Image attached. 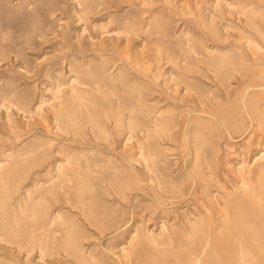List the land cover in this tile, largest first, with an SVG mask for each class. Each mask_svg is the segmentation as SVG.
<instances>
[{"label": "rangeland", "instance_id": "374dc122", "mask_svg": "<svg viewBox=\"0 0 264 264\" xmlns=\"http://www.w3.org/2000/svg\"><path fill=\"white\" fill-rule=\"evenodd\" d=\"M259 92L264 0H0V264H264Z\"/></svg>", "mask_w": 264, "mask_h": 264}, {"label": "bare ground", "instance_id": "6f19581e", "mask_svg": "<svg viewBox=\"0 0 264 264\" xmlns=\"http://www.w3.org/2000/svg\"><path fill=\"white\" fill-rule=\"evenodd\" d=\"M250 86H256V85L249 84L247 87ZM259 94H261V96L256 103H252V100H256L255 97L254 98L250 97L252 98L251 100H249L250 98H246L242 102L243 108L245 110L244 111L245 115H247L248 118L247 128H250V132L249 133L247 132L248 133L247 138H245V142H243L245 149L240 150L237 156L238 158H236L237 160L236 165L238 164L239 165L234 168L235 174L231 176V175H227L226 172L223 171L222 175L220 176L218 173L215 175V173L213 174L212 172H210V176L214 175V178H217L220 181H222L224 185L227 184L238 185L237 187H241L240 189L236 188L238 191L241 190L239 191L241 192L242 195L240 197L251 198L256 196L258 198V202H259L258 204H263L262 197L264 196V110H260L258 106L261 99L264 98V92L262 93L259 92ZM225 127L226 130H228L229 134H233L234 130L238 128V127L233 128L235 127V125L228 122H226ZM223 162H225V160ZM256 190H260L259 194L256 193ZM215 202L218 201L215 199ZM236 207H234V209ZM225 209L227 210V208ZM163 230L165 231V229ZM39 250L42 251V253H44L43 246H40Z\"/></svg>", "mask_w": 264, "mask_h": 264}]
</instances>
